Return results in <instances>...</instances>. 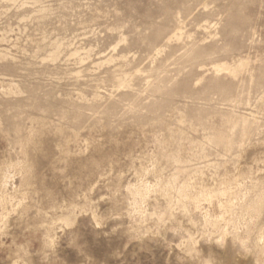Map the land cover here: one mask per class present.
Returning <instances> with one entry per match:
<instances>
[{"label":"rangeland","instance_id":"obj_1","mask_svg":"<svg viewBox=\"0 0 264 264\" xmlns=\"http://www.w3.org/2000/svg\"><path fill=\"white\" fill-rule=\"evenodd\" d=\"M0 264H264V0H0Z\"/></svg>","mask_w":264,"mask_h":264}]
</instances>
